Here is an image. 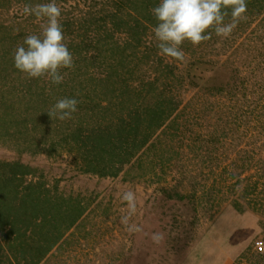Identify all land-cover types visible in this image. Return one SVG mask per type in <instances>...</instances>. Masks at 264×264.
<instances>
[{
    "label": "trees",
    "instance_id": "1",
    "mask_svg": "<svg viewBox=\"0 0 264 264\" xmlns=\"http://www.w3.org/2000/svg\"><path fill=\"white\" fill-rule=\"evenodd\" d=\"M48 2L0 0V144H5L3 138L19 139L23 142L20 153L66 155L82 174L117 178L157 144L162 147L163 136H176L183 143L178 133L185 127L177 120L189 102L185 97L190 90L234 100L245 121L259 110L264 116L262 98L256 95L264 68L258 66L260 75L251 80L214 59L236 50L238 38L256 20L264 22V0H247L246 19L228 37L213 31L210 40L196 47L185 41L181 48L190 60L184 69L182 61L159 54L152 32L157 21L151 9L160 0H55L74 59L73 69L61 70L66 75L59 85L29 79L14 67L17 46L26 36L40 32L41 22L26 16L24 5ZM230 20L229 13L225 23ZM259 39L264 47V33ZM65 97L79 101L77 112L67 121L51 119L48 110ZM209 119V136H194L214 149L212 138L218 125L214 114ZM260 128L264 130V124ZM238 145L234 139L231 146L239 159L231 161L229 170L223 168L222 185L205 187L207 203L213 207L221 196L239 213L263 215L264 154L255 160L247 151H237ZM254 168L256 175H245ZM160 192L167 200L184 202L198 212L195 191ZM87 211L79 196L64 195L56 183L50 186L39 169L20 160L0 161V264H41ZM196 220L195 216L189 221V228ZM191 231L179 238L180 248L192 240ZM263 244L258 243L252 253L248 248L234 264H264Z\"/></svg>",
    "mask_w": 264,
    "mask_h": 264
},
{
    "label": "rangeland",
    "instance_id": "2",
    "mask_svg": "<svg viewBox=\"0 0 264 264\" xmlns=\"http://www.w3.org/2000/svg\"><path fill=\"white\" fill-rule=\"evenodd\" d=\"M259 21L238 38L236 50L214 58L218 65H227L251 80L260 75V68H264V47L259 35L264 33V22L259 24ZM189 60L187 56L179 61L181 68H186ZM257 90L256 95L262 98L264 106L263 79L257 83ZM185 99L189 102L177 120L185 127L178 133L183 143L176 136H163L161 144L162 147L167 145L166 151L157 144L117 178L82 174L66 155L47 157L20 153L21 140L3 138L5 144H0V161L20 160L37 168L50 186L56 183L61 193L79 196L88 205L80 224L41 264H234L248 248L250 253L255 252L258 243L264 242V214L239 213L221 196L210 207L205 196V187L222 185L223 168L229 170L231 161L239 159L231 146L234 139L239 143L237 151H247L255 160L263 157L264 148L260 145L264 143V130L260 131V126L264 124V116L261 110L245 121L240 118L234 100L213 97L202 91L198 93L197 89L190 90ZM209 114H214V122L218 125V132L212 138L216 141L214 149L207 148L194 136L196 133H201L202 139L209 136ZM255 173L254 168L245 175ZM174 188L182 194L195 191L198 212H193L184 202L167 200L160 192V189ZM126 190L136 193L137 212L133 222L140 232L130 233L121 223L127 205L120 196ZM195 216L197 220L189 228L188 223ZM189 229H192L193 238L182 249L179 238L184 239ZM157 232L164 234L160 243L151 239Z\"/></svg>",
    "mask_w": 264,
    "mask_h": 264
},
{
    "label": "clouds",
    "instance_id": "3",
    "mask_svg": "<svg viewBox=\"0 0 264 264\" xmlns=\"http://www.w3.org/2000/svg\"><path fill=\"white\" fill-rule=\"evenodd\" d=\"M247 0H160L151 9L157 21L152 29L157 42L159 54L183 61L185 53L181 45L185 41L193 47L210 40L214 31L218 37H228L242 19H246ZM23 12L26 16H34L40 21L39 34L25 37L23 44L14 51V67L29 79H45L59 85L64 80L62 69H73L74 59L65 43V35L60 22L61 8L55 0L35 5L25 4ZM231 20L225 23V18ZM79 101L75 98H61L49 110L51 119L67 121L77 112ZM121 200L126 202L125 214L121 223L127 231L140 232L133 222L137 212V196L132 190L124 191ZM151 239L160 243L164 234L153 233Z\"/></svg>",
    "mask_w": 264,
    "mask_h": 264
}]
</instances>
